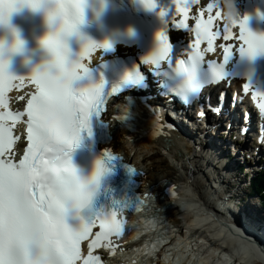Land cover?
Instances as JSON below:
<instances>
[{"label":"snow or ice","instance_id":"snow-or-ice-1","mask_svg":"<svg viewBox=\"0 0 264 264\" xmlns=\"http://www.w3.org/2000/svg\"><path fill=\"white\" fill-rule=\"evenodd\" d=\"M20 2L36 6L39 0H0L4 7L0 9V22H4L8 14L15 11ZM139 4L151 11L156 7L155 0H138ZM59 5L54 13L67 18L66 29L71 31L82 21V6L86 0H56ZM175 12L183 19L175 24L176 28H187L188 11L198 0H173ZM214 5L208 4L207 19L198 18L192 31L195 42L191 45L187 59L175 61L169 38L164 27V10L161 17L162 29L156 33L155 50L143 58L161 75V62L167 61L171 72L163 73L169 78V87L184 102L195 98L201 88L210 81L224 76L223 68L228 63L231 48H224V64L203 66L204 53L200 50L202 41H207V49L213 50V40L219 32L212 31ZM204 13L201 12V17ZM216 17L220 12H216ZM259 15V13H258ZM228 33V29H225ZM230 38V33L224 36ZM239 40L242 42L238 51L242 57L249 59L264 54V32L251 31L247 26V18L239 22ZM19 43V42H18ZM42 43L52 56L51 69L32 72L28 79L35 84V94L27 100V148L18 163L3 159L4 153L14 143L15 137L7 119H19L11 113L0 114V264H77L81 259L80 242L88 238L90 230L99 222V231L88 244V256L83 264H100V257L92 255V249L100 246L101 241H108L103 246L111 248L112 236L121 237L125 232V222L118 218L115 211L107 214L98 213L95 218L85 222L79 216L82 208L88 206L99 181L105 171V158L109 161L115 157L110 151H104L97 157L93 173L82 180L77 169L69 159L72 147L81 140V133L89 127V116L101 115L106 98L119 91L118 86L105 90L103 77L98 82H90L86 87H74V82L89 78V69L81 61L95 49L111 50L107 40L97 42L82 36L79 53H73L65 44L56 38H46ZM75 57V58H73ZM139 71L134 67L133 73H126L125 81L138 77ZM23 76H12L7 71V64L0 60V106L5 104V94L16 87L15 81H23ZM245 90L249 85H244ZM264 100V93L254 92ZM264 111V103H260ZM51 145V149L49 148ZM132 168L129 169L131 171ZM71 205L72 211L68 205ZM79 210V211H75ZM79 220L78 227H71L66 218L69 215Z\"/></svg>","mask_w":264,"mask_h":264},{"label":"bare ground","instance_id":"bare-ground-1","mask_svg":"<svg viewBox=\"0 0 264 264\" xmlns=\"http://www.w3.org/2000/svg\"><path fill=\"white\" fill-rule=\"evenodd\" d=\"M122 39L119 38V44H123ZM127 96L130 97L129 95ZM163 119L168 121L172 120L189 143L191 141L189 138H191L193 134L196 133V135H198L200 133V129L194 124L188 125L185 121H180L175 115H172L171 112L166 114ZM220 127H222V124ZM210 129L214 128L211 127ZM219 132L222 131L218 130V126L211 132H205L202 143L204 144L203 150L206 149L207 152L202 151L201 153H206L209 161L200 165L197 158H194L193 149H190V146L187 144L175 142L173 145L169 144L160 149L158 140L151 138L147 141L133 140V142L130 143V140L125 137L123 133H119L117 139L113 142L117 151L123 152L127 156L133 153V159L137 161L140 167L146 172V182L150 185L149 192L152 199L150 205L153 208L154 206L160 208L161 217L168 214L174 216L170 224H174V226L178 228L179 232L177 230V233H179L178 237H180V239L173 237V233L170 234L169 237L166 236L169 238V243L167 245L169 252L166 255L167 261H165L167 264H175L176 261V264H188L192 259L196 260L194 264H212L215 259L216 263L217 261L220 262L218 264H264V222L257 221V219H260L259 212L262 207H259L257 204L258 200L255 201L252 199L249 192L248 199L244 198L243 189L246 186L247 179L242 178L240 176L241 174L238 175L234 171L232 179L228 181L234 169V162L228 163L225 161L222 157V151H228L231 145L235 143L234 141H232L231 144L225 143L224 140L219 139ZM155 134H157V132H155ZM193 137L195 138V136ZM175 148H179L183 152H186L188 156L194 160L196 166L190 167L188 165V158L176 155L178 153H175ZM236 154L237 157L241 158L239 150L236 151ZM259 162L260 160L256 158L245 162L247 167V169L245 168V175L250 177L253 171L257 170V167L263 166ZM212 163H216L220 169L225 171V174L211 175L210 166H212ZM177 168H182L186 173L188 171L194 179L200 182L203 189L202 204L199 205L200 199L193 194L185 196V198H188L184 200L185 202L182 200L177 202L180 204V208L170 201L176 200L177 196L180 198V192H186L187 189V186H185L187 181L183 180L179 176V173L174 171V169L176 170ZM188 168L195 174L189 171ZM154 170H157L158 174L159 171H162L160 173L161 175L153 173ZM152 174L155 176V179L152 177ZM202 178L205 179L204 184L201 183ZM207 181L208 183H206ZM172 184H179V187L177 193L172 192L169 200L164 193V189L168 188V190L171 191ZM239 191H241V193H239ZM247 191L248 188L246 187L245 192ZM255 196L258 197V194H255ZM164 208L167 209L165 210ZM213 212L221 221L225 222L231 228L240 229L241 227L239 225L241 224L247 229L249 234L243 231V235H241L240 238H238L236 233L235 236L231 234L236 238V244L228 242L226 240L227 236L223 235V230H229V227H216L214 224H216L217 221L213 218ZM193 216L198 217L197 219H193ZM171 217L172 216H170V218ZM143 222H146V219H143ZM204 223H207V226H205ZM185 227L190 231L188 234L189 240L188 238H184L183 234H180V230H183ZM168 228L170 227L167 225L159 226L157 230H167ZM209 228L212 230L209 231ZM227 230H225V232ZM233 231L235 230L228 232L233 233ZM148 232L150 234H156L155 230L152 231L148 229ZM239 239L242 241L240 244L238 243ZM243 240L244 242L250 241L253 246L243 244ZM178 247H180L179 252L177 250ZM245 247H254V249L252 248L253 250H250L252 255H249V251L246 250ZM255 250H258L262 256L254 252ZM255 255L258 256L255 257ZM203 256L204 258L202 259Z\"/></svg>","mask_w":264,"mask_h":264},{"label":"clouds","instance_id":"clouds-1","mask_svg":"<svg viewBox=\"0 0 264 264\" xmlns=\"http://www.w3.org/2000/svg\"><path fill=\"white\" fill-rule=\"evenodd\" d=\"M221 2L223 5V9H222L223 15L227 23L231 25H235L245 19V15L241 13V11L239 10L236 4V0H221ZM95 5H96V0H86L85 5L82 6V21L78 23L75 26V28L71 31H68L66 29L67 18L55 14L53 11L54 9L59 7V5L56 3V0H39V3L36 6H31L29 3H25V2L17 3L14 6L16 10L13 12H18L21 9H28L32 12L41 13L46 27V31L44 35L38 37L36 43L38 45V49L41 50L44 54H46L47 58L43 59L42 62H40L39 64L32 65L31 73L43 69L50 70L52 67L51 53L49 49L42 43V41L45 40L46 38L51 37V38L59 39L65 44L66 47H68L67 38L69 36H75L79 38V40L82 42V36H86L80 31V26L85 23L83 9L85 8V6H87L93 8V11L96 12L97 9ZM3 7L4 5L0 4V9H2ZM10 14L6 16L4 22H0V29L5 30L4 33L0 34V60L5 61L6 63H7L6 61L7 54L10 53L23 54L26 51L25 41L21 38L18 30L15 27H13L11 23H9ZM261 55L264 54H258L257 56H261ZM245 58L248 59V57ZM25 62L31 63V61L28 60L27 57H25ZM73 86L86 87L88 86V83L80 84L79 86H77V82H74ZM49 148L51 149V145H49ZM77 174L81 177L82 180H87V178L89 177V176L88 177L81 176L78 170H77ZM68 207L70 211L73 210L70 204L68 205ZM75 211H79V210H75Z\"/></svg>","mask_w":264,"mask_h":264},{"label":"rangeland","instance_id":"rangeland-1","mask_svg":"<svg viewBox=\"0 0 264 264\" xmlns=\"http://www.w3.org/2000/svg\"><path fill=\"white\" fill-rule=\"evenodd\" d=\"M240 156H242V153H240ZM156 158H157V157H156ZM156 158H155V159H156ZM241 158H242V157H241ZM239 159H240V158H239ZM210 167H213V165L210 166ZM167 170H169V169H167ZM174 171H175V169H174ZM235 171H236V169H235ZM161 172H162V171H159V174H158V171H157V170H154V171H153V173H155L156 175H161V174H160ZM209 173H210V169H209ZM236 173H237V171H236ZM210 174H211V175H215V174H212V173H210ZM237 174H238V173H237ZM238 175H239V174H238ZM240 176H241L242 178L247 179V180L249 181V179H250L251 177H253L254 175L249 177V176L245 175V172H243ZM152 177L155 179V176H154L153 174H152ZM201 183L204 184V183H205V179L202 178ZM206 183H208V181H207ZM203 187H205V186H203ZM245 188H246V187H244V189H243V195H244V198H245V199H246V198L248 199V197H249V196H248V192H249V190H248L247 192H245ZM239 193H241V191H239ZM255 194H256V193H250V195L252 196V199L255 200V201L258 200V203H257V204L259 205V207H261V206H260V198H259V196L256 197ZM260 212H262V209H260ZM170 216H172V215H168L167 217H165V219H163V221H165L166 224H167V223H171V222H172V219H174L173 216H172L173 218H172V217L170 218ZM197 217H198V216H193V219H197ZM169 227H170V228L167 229V230H162L160 235H161L162 237H164V236H166V235L169 237L170 234L173 233V234H172L173 237H175V238H177V239H180V237H178V236H179V233L176 232V231H177L176 226H174L173 224H169ZM180 231H181L180 234H181V235L183 234V235H184V238H188V240H189V235H188V234H189L190 231L188 230V228L185 227V228H183V230H180ZM223 231H224V232H223V235H224V236H225V235L227 236L226 240H227L228 242L232 243V244H236V238L233 237L232 235L235 236V233H236L237 236H238V238L241 237V234H239V232H237L236 230L233 231V233H230V232H228V231L225 232V230H223ZM178 232H179V230H178ZM231 234H232V235H231ZM181 238H182V237H181ZM192 242H195V241H192ZM192 242H191V243H192ZM240 242H242V241L239 239L238 243L240 244ZM243 242H244V240H243ZM202 243H204V242H202ZM243 244H247V245H251V246H253L252 243H251L250 241H246V242H244ZM179 248H180V247L177 248L178 252H179ZM252 248L254 249V247H251V248H246V247H245V249L249 251V255H250V254L252 255V252L250 251V250H253ZM256 251L258 252V250H255L254 252H256ZM259 251H260V250H259ZM260 252H261V251H260ZM260 252H258L257 254H258V255H261ZM233 253H234V251H233ZM262 253H263V252H262ZM199 254H200V252H199ZM239 255H241V254H239ZM258 255H255V257H257ZM261 256H262V255H261ZM203 258H204V256L202 257V259H203ZM210 261H211V260H210ZM243 261H244V260H243ZM243 261H242V262H243ZM192 262L195 263L196 260L193 259ZM211 262H212V261H211ZM218 263H220V262L217 261V263H216V259L212 262V264H218ZM197 264H198V263H197Z\"/></svg>","mask_w":264,"mask_h":264},{"label":"trees","instance_id":"trees-1","mask_svg":"<svg viewBox=\"0 0 264 264\" xmlns=\"http://www.w3.org/2000/svg\"><path fill=\"white\" fill-rule=\"evenodd\" d=\"M262 183H264V176H259L258 179L253 180L251 191L262 196V205L264 207V191H262L264 186H262Z\"/></svg>","mask_w":264,"mask_h":264},{"label":"water","instance_id":"water-1","mask_svg":"<svg viewBox=\"0 0 264 264\" xmlns=\"http://www.w3.org/2000/svg\"><path fill=\"white\" fill-rule=\"evenodd\" d=\"M166 209H167V208H166ZM168 215H170V214H168ZM172 216H173V215H172ZM173 217H174V216H173ZM173 217H172V218H173ZM205 225H206V224H205ZM256 253H258V252L256 251Z\"/></svg>","mask_w":264,"mask_h":264}]
</instances>
